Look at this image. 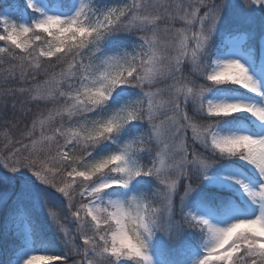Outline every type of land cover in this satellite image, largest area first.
<instances>
[{
  "label": "snow or ice",
  "instance_id": "snow-or-ice-1",
  "mask_svg": "<svg viewBox=\"0 0 264 264\" xmlns=\"http://www.w3.org/2000/svg\"><path fill=\"white\" fill-rule=\"evenodd\" d=\"M0 42L4 264H264V0H12Z\"/></svg>",
  "mask_w": 264,
  "mask_h": 264
},
{
  "label": "trees",
  "instance_id": "trees-1",
  "mask_svg": "<svg viewBox=\"0 0 264 264\" xmlns=\"http://www.w3.org/2000/svg\"><path fill=\"white\" fill-rule=\"evenodd\" d=\"M10 2H12V0H2L3 4H8ZM17 2L23 3V0H17ZM256 31L259 32L258 26L256 27ZM246 43L248 45H250V44L254 45L255 46V50L258 49V44H259L258 43V37H257L256 41H248L247 40ZM43 79H45V77H41L36 83L42 84L43 83ZM10 136H11L12 139H16V138H18L19 134L15 130H12L11 133H10ZM5 142H6V140H5V137H4V130L0 129V148L3 147ZM161 147H163V145H161ZM31 227H32V225L30 224V228ZM8 247H9V245H8L7 241H0V264H4L5 260H7L9 258Z\"/></svg>",
  "mask_w": 264,
  "mask_h": 264
},
{
  "label": "rangeland",
  "instance_id": "rangeland-1",
  "mask_svg": "<svg viewBox=\"0 0 264 264\" xmlns=\"http://www.w3.org/2000/svg\"><path fill=\"white\" fill-rule=\"evenodd\" d=\"M0 5H6V4H3L2 0H0ZM241 35H243V34H241ZM0 43H2V42H0ZM243 46H244L245 50H248L249 45L246 43V40H245ZM258 49H259V44H258ZM52 210L53 211H57L56 208H53ZM14 227L19 233L26 234V230L29 228V225H28L27 221L24 219V216L23 215H19L15 219Z\"/></svg>",
  "mask_w": 264,
  "mask_h": 264
}]
</instances>
